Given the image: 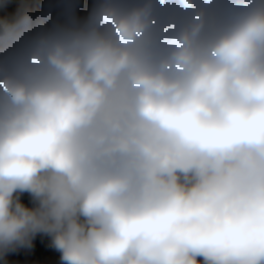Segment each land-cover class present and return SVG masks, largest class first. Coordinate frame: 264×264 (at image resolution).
I'll return each mask as SVG.
<instances>
[{
    "label": "clouds",
    "instance_id": "1",
    "mask_svg": "<svg viewBox=\"0 0 264 264\" xmlns=\"http://www.w3.org/2000/svg\"><path fill=\"white\" fill-rule=\"evenodd\" d=\"M79 8L0 47V261L264 264V0Z\"/></svg>",
    "mask_w": 264,
    "mask_h": 264
},
{
    "label": "trees",
    "instance_id": "2",
    "mask_svg": "<svg viewBox=\"0 0 264 264\" xmlns=\"http://www.w3.org/2000/svg\"><path fill=\"white\" fill-rule=\"evenodd\" d=\"M16 1L0 0V47L6 45L24 29L46 22L63 6V0H23L22 7L18 10L14 7ZM90 2L91 0H80L81 14L87 11ZM22 201L30 205L27 193L22 196ZM32 250L40 258L54 253L56 256L54 264H61L59 252L49 247V238L46 236L37 235ZM0 264H3V261H0Z\"/></svg>",
    "mask_w": 264,
    "mask_h": 264
},
{
    "label": "rangeland",
    "instance_id": "3",
    "mask_svg": "<svg viewBox=\"0 0 264 264\" xmlns=\"http://www.w3.org/2000/svg\"><path fill=\"white\" fill-rule=\"evenodd\" d=\"M23 0H17L14 3L16 9L22 7ZM56 256L50 253L43 258L38 257L33 250L20 249L17 252L9 253L7 256L8 264H54Z\"/></svg>",
    "mask_w": 264,
    "mask_h": 264
}]
</instances>
